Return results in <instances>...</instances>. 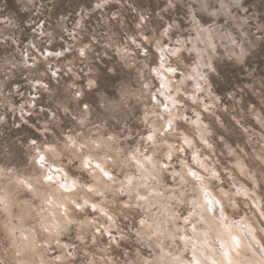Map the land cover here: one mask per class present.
Masks as SVG:
<instances>
[{
    "label": "clouds",
    "instance_id": "9594fccd",
    "mask_svg": "<svg viewBox=\"0 0 264 264\" xmlns=\"http://www.w3.org/2000/svg\"><path fill=\"white\" fill-rule=\"evenodd\" d=\"M0 264H264V0H0Z\"/></svg>",
    "mask_w": 264,
    "mask_h": 264
}]
</instances>
